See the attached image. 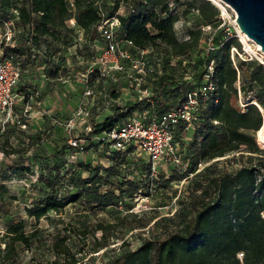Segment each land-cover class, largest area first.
I'll list each match as a JSON object with an SVG mask.
<instances>
[{
	"label": "trees",
	"instance_id": "16d2710c",
	"mask_svg": "<svg viewBox=\"0 0 264 264\" xmlns=\"http://www.w3.org/2000/svg\"><path fill=\"white\" fill-rule=\"evenodd\" d=\"M72 1L76 24L85 33L89 32L99 22L94 9L96 0ZM171 1L130 0L135 10L128 13L127 24L123 23L126 40L140 49L156 47L163 55L162 74L153 82L155 109H168L178 103L184 91L191 86L183 80L189 65L184 68L178 63L176 67H171L169 56L188 58L186 53L196 52L202 37L204 40L208 37L202 28L209 26L211 34L213 33L211 40L214 50L194 63L192 71L203 69L210 60L214 61L211 82L216 87L217 103L208 102L202 108L201 121L195 127L187 149V173H194L199 164H207L235 153H239L241 158L247 156L248 164L232 172H217L212 168L213 163L204 167L193 178L194 181L197 180L195 189L191 187L194 182L192 180V184L188 185L187 199L178 201L179 207L175 214L166 219L161 218L165 223L172 224V229L166 228L158 236L140 239L135 249L123 250L120 256L111 257L108 263L264 264V159L261 157L264 149H260L264 146L251 135L252 133L254 136V133L264 127L263 117L256 105H245L244 111H236L230 104V93L226 89V83L236 80L239 81L240 93H244L248 86L257 88L260 92L254 101L264 112V66L256 59L240 60L237 56L236 68L233 66L230 50L235 48L242 53L241 44L236 38H229L221 45L222 42L216 34L224 29L219 28L221 23L218 19H213L219 14V10L213 7V12L206 11L204 5L209 3L204 0L200 1V7L189 11L191 27L183 34L187 40H178L174 26L179 19L177 13L171 11ZM119 2L120 0H114L112 7L103 3L108 16L113 15ZM0 11L3 12L0 16L1 32L3 24L15 18L11 11H15L18 18L14 26L22 28L23 31L19 49L8 47L10 52L26 51V43L31 33L33 36L30 40L35 47H39L42 40L58 43L64 35L62 32L69 31L64 21L72 16L64 0H0ZM222 37L225 38L224 35ZM21 49L23 50L20 51ZM244 66L250 69L247 75L243 74ZM201 75L202 72L196 74L193 81H200ZM124 116L126 114L114 113L104 118L95 126V132L111 128ZM24 132L9 126L0 134V146L12 150V143L17 140L14 138ZM39 132L44 133L38 134L33 141L31 139L32 143L35 142V147L45 146L41 140L46 132ZM23 143H20L21 149L27 150L30 146L34 150L32 145ZM42 150L33 151L34 158L44 157L46 162L40 174L41 198L31 208L25 209L27 216L35 222L47 218L48 212L60 214L69 204L81 206L87 214L95 218L110 210L113 221L104 225L97 223L94 227L102 236L103 242L98 243V246L104 249L106 238L123 221L129 217L139 218L145 215L123 214L115 208L119 201L131 199L132 194L141 187V184L136 185L129 181L119 182V168L124 160L101 172L81 161L69 163L68 157L73 151L62 144L54 146L50 153H46L44 148ZM183 177L172 176L168 181H161L158 188L168 189L172 180L180 181ZM105 186L107 189H103ZM113 188L118 190V195H115ZM129 208L130 205L127 204L125 210ZM151 221L137 228H147ZM24 227V221L11 223L0 235L1 241H4H0L3 243L0 264H16L20 250H30L48 237L42 236L36 227L26 233ZM137 228L133 227L131 232ZM70 241V237L66 235L54 237L50 245L54 259L44 263L33 261L32 264H75L72 247L78 243V250H83L85 241ZM128 245L127 241L120 244L124 248H129Z\"/></svg>",
	"mask_w": 264,
	"mask_h": 264
},
{
	"label": "built area",
	"instance_id": "2783aa9c",
	"mask_svg": "<svg viewBox=\"0 0 264 264\" xmlns=\"http://www.w3.org/2000/svg\"><path fill=\"white\" fill-rule=\"evenodd\" d=\"M64 1L72 16L64 21L69 31L62 34L68 38L61 39L58 48L52 45L44 50L35 47L30 40L31 33L26 51L10 52L8 47L19 49L18 40L23 31L14 26L18 19L15 11H11L15 18L3 24L0 39V134L9 126L26 131L37 114L42 122L49 124L47 130L55 124L60 126L62 146L73 151L68 157L69 163L81 161L102 172L124 160L119 168V182L129 181L141 184V187L131 199L119 201L115 208L123 214H145L152 209L147 203L161 190L158 188L161 181L184 176L180 181L170 182L183 185L194 175L187 173V149L192 140L189 136L201 121L204 105L217 103L216 87L211 82L214 61L210 60L203 69L193 72L192 77L185 73L183 80L191 86L178 103L158 111L155 109L153 82L162 74L163 55L156 47L140 49L126 40L123 23L127 24L128 13L135 10L130 0H120L112 16H108L102 5L112 7L114 0H96L94 9L99 22L87 33L76 24L73 1ZM213 5L221 15L228 13L229 9L223 4L222 7ZM223 26L221 23L219 28ZM205 30L209 31L208 34L211 32L209 26L202 28L204 33ZM229 31L233 33L225 39L236 38L243 46L242 53L235 48L230 50L235 68L236 56L240 60L261 62L258 50H245L236 23ZM208 37L204 40L205 54L214 50L212 37ZM178 63L185 68L189 61L183 56H169V66L176 67ZM200 72L202 79L193 81ZM236 81L239 90V81ZM50 97H53L54 106L45 107L43 102ZM57 100L59 107L55 105ZM61 111L66 114L62 115ZM101 111L106 117L114 113L126 116L111 128L96 133L94 128L98 123L95 118L102 115ZM199 141H202L201 137ZM83 156L86 160H82ZM199 167L202 164L195 172L204 169ZM113 191L118 195L117 189L113 188ZM177 198L172 199V210L166 213V217L175 214ZM127 204L130 208L125 210Z\"/></svg>",
	"mask_w": 264,
	"mask_h": 264
},
{
	"label": "rangeland",
	"instance_id": "374dc122",
	"mask_svg": "<svg viewBox=\"0 0 264 264\" xmlns=\"http://www.w3.org/2000/svg\"><path fill=\"white\" fill-rule=\"evenodd\" d=\"M200 1L201 0L171 1V11L177 13L179 19V22L174 26L175 37L178 40H183L185 37L183 36L185 30L191 27L188 20L190 15L189 11H191L192 8L197 9L200 7V5H202ZM204 1L209 3V5H204L206 11L210 13L213 12V7H215L213 3L208 0ZM1 15H3L2 11H0V16ZM235 18L236 15L232 8L228 10V13H226L225 16H222L219 12V14L213 18L214 20L218 19L220 21L219 23H224V26L221 28L224 29V33L219 31L218 34H216L220 42L224 43V40L227 41V39L222 37L223 35L228 37L233 33L229 31V28L232 27V24L236 23ZM205 31V34H208L209 31ZM212 34L210 32L208 35L211 36ZM1 37L2 32L0 29V39ZM62 39H67V35H62ZM18 42H20V39ZM249 44V48H251L253 52H257L256 46L253 43ZM48 45H52L54 48L59 47L58 43H52L51 41L46 42L44 40H42L40 47L44 50ZM205 49L206 45L204 37H202L198 43L197 51H188L186 53L189 58L188 61H190L188 64V72L186 74L187 77L193 76L194 71H192V65L199 59H202V57L207 56L205 54ZM241 49H243V46H241ZM259 63L261 64V62ZM242 71L243 74L247 75L250 72V69L244 66L242 67ZM226 89L230 93V104L236 111H244L245 105H247L250 100H254L260 92L257 88L248 86L244 93H240L237 81H229L226 83ZM50 98V107H53V97ZM58 102L59 100H57L55 105L59 107ZM61 113L62 115L66 114L64 111H61ZM100 113L102 114L104 112L101 111ZM64 117L60 120H63ZM104 118H106V116L102 114L96 117L95 121L96 123H99ZM48 125L49 124L42 122L39 115L36 114L35 117L32 118L30 126L24 134H18V136L14 138H17V140L12 143L14 145L12 150L3 145L0 146V235L4 233L9 224L24 221V230L26 233L30 232L33 227H36L42 233V236H48L45 238V241L39 245H34L30 250H20L16 259V264H32L33 261L43 263L52 261L54 255L51 252L50 245L53 238L58 235L69 236L71 239L70 242H77L79 239L85 241L83 250H78V243L72 247L76 261L75 264H106L111 257L114 258L120 256L123 250L135 249L139 245L140 239L153 237L155 235L158 236L165 231L166 228L172 229V224L165 223L159 217H164L166 219V213H170L172 210V207H170L172 199L177 197V199H179L176 200V208L179 207L178 201L187 199L189 193L188 185L192 184L191 181L197 176V174H199V172H194V175L183 185L172 182L168 189L159 190L147 203L148 208L152 209L147 211L143 217H129V219L123 221V223L116 227L106 238V248L104 249L98 246V243L103 242L102 236L101 233L94 230V227L97 223H103L104 225L113 221L110 210L99 214L95 218L87 214L81 206L74 204L60 214L48 212L47 218L40 219L38 222H35L33 218L28 217L25 209L31 208L41 198L42 181L40 180V174L42 173L41 169L43 165L46 163L44 157L34 158L35 153H33V151H43L42 149L44 148L46 153H50L54 146L62 144L63 142V133L59 128L60 126L55 124L53 128L50 127V130H47ZM43 130L49 132V134L42 136L43 139L41 140V143H45V146L38 145V147H35V142L32 143L33 138L37 137L38 134H43L44 132H39ZM251 135L256 139L255 133L254 136L252 133ZM189 138L192 139V136L190 135ZM20 143H23L24 145H32L34 150H31L30 146H28L27 150H23L21 149ZM260 149H264V147ZM85 156L82 157V160L85 159ZM232 156L234 157L232 158ZM261 157L264 159V155ZM210 164H212V168L217 172H232L242 165H247L248 157L244 156L241 158L239 153H235L233 155L215 159L207 164H202V167L199 168H204ZM195 183L197 184V180H195L191 186L193 189H195ZM149 221L151 222L147 228H137L144 226L147 222L149 223ZM133 227H136L137 229L131 232ZM122 241H127V243H129V248L120 246ZM1 242L4 241L2 240ZM1 249H3V243H0V251Z\"/></svg>",
	"mask_w": 264,
	"mask_h": 264
},
{
	"label": "water",
	"instance_id": "95a60500",
	"mask_svg": "<svg viewBox=\"0 0 264 264\" xmlns=\"http://www.w3.org/2000/svg\"><path fill=\"white\" fill-rule=\"evenodd\" d=\"M235 15L238 29L260 46L264 54V0H221Z\"/></svg>",
	"mask_w": 264,
	"mask_h": 264
},
{
	"label": "bare ground",
	"instance_id": "6f19581e",
	"mask_svg": "<svg viewBox=\"0 0 264 264\" xmlns=\"http://www.w3.org/2000/svg\"><path fill=\"white\" fill-rule=\"evenodd\" d=\"M208 1L212 2L213 4H215V5L219 6V7H222V6L224 5L225 7L231 9V7H230L229 5H227L226 3H224V2L221 1V0H208ZM222 4H223V5H222ZM225 15H226V13L223 12V13H222V16H225ZM238 34H239V36H240V38H241V40H242V42H243V44H244V46H245V50H246V51H249V46H250L249 43H253V44L256 46L257 50L261 53L260 46H259V45H256L251 39H249V38H248L244 33H242L239 29H238ZM260 59H261V62L264 64V54L261 53V58H260ZM247 105H256V106L260 109V111H261V113H262L263 122H264V112H263L262 108H261V107H260V106H259L254 100H250V101L247 103ZM255 136H256V139L258 140V142H259L262 146H264V127H262L260 130H258V131L255 133Z\"/></svg>",
	"mask_w": 264,
	"mask_h": 264
},
{
	"label": "crops",
	"instance_id": "0c3cea01",
	"mask_svg": "<svg viewBox=\"0 0 264 264\" xmlns=\"http://www.w3.org/2000/svg\"><path fill=\"white\" fill-rule=\"evenodd\" d=\"M43 104H44L45 107L50 106L49 99L44 100Z\"/></svg>",
	"mask_w": 264,
	"mask_h": 264
}]
</instances>
